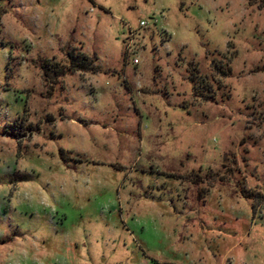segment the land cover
Listing matches in <instances>:
<instances>
[{"label": "rangeland", "instance_id": "rangeland-1", "mask_svg": "<svg viewBox=\"0 0 264 264\" xmlns=\"http://www.w3.org/2000/svg\"><path fill=\"white\" fill-rule=\"evenodd\" d=\"M0 13V264H264V0Z\"/></svg>", "mask_w": 264, "mask_h": 264}, {"label": "built area", "instance_id": "built-area-1", "mask_svg": "<svg viewBox=\"0 0 264 264\" xmlns=\"http://www.w3.org/2000/svg\"><path fill=\"white\" fill-rule=\"evenodd\" d=\"M145 26H146V23L144 21L139 22V27H145ZM134 36H135L134 31L132 30V28L130 26H128V37L124 41L125 53H129L131 46H133ZM133 63L134 64L138 63L137 59H133Z\"/></svg>", "mask_w": 264, "mask_h": 264}, {"label": "trees", "instance_id": "trees-1", "mask_svg": "<svg viewBox=\"0 0 264 264\" xmlns=\"http://www.w3.org/2000/svg\"><path fill=\"white\" fill-rule=\"evenodd\" d=\"M1 14V13H0ZM81 67H79V68H76L77 70H81V71H83V70H89V66L88 65H86L85 63H83V62H81V61H79V63H78ZM76 66V65H75ZM77 67V66H76Z\"/></svg>", "mask_w": 264, "mask_h": 264}, {"label": "clouds", "instance_id": "clouds-1", "mask_svg": "<svg viewBox=\"0 0 264 264\" xmlns=\"http://www.w3.org/2000/svg\"><path fill=\"white\" fill-rule=\"evenodd\" d=\"M89 103H90V106H93V107H94V105L92 104V102H91V101H90Z\"/></svg>", "mask_w": 264, "mask_h": 264}]
</instances>
